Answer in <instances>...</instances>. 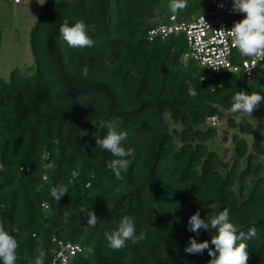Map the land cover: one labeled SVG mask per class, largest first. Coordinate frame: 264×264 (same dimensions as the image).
<instances>
[{"label":"trees","instance_id":"trees-1","mask_svg":"<svg viewBox=\"0 0 264 264\" xmlns=\"http://www.w3.org/2000/svg\"><path fill=\"white\" fill-rule=\"evenodd\" d=\"M169 1L46 0L31 31L34 71L16 68L0 79V223L18 241L16 264H34L38 248L50 264L53 236L93 248L76 264H208L207 250L184 249L190 237L210 241L216 230L197 235L188 221L198 210L207 219L225 208L237 234L256 228L244 241L248 264H264V125L230 110L237 92L264 95V83L183 62V35L149 40V28L168 18ZM206 2L187 0L176 14L189 19ZM65 20L84 21L93 46H69L60 33ZM211 116L237 130L231 159L208 144L218 136ZM109 122L127 134L122 146L136 157L122 179L107 167L112 154L96 146L95 136L107 133L100 124ZM47 163L55 169L46 172ZM58 185L69 189L60 201L50 194ZM81 207L98 216L87 232ZM125 215L146 239L114 250L104 233Z\"/></svg>","mask_w":264,"mask_h":264},{"label":"clouds","instance_id":"clouds-1","mask_svg":"<svg viewBox=\"0 0 264 264\" xmlns=\"http://www.w3.org/2000/svg\"><path fill=\"white\" fill-rule=\"evenodd\" d=\"M223 7V4L219 5ZM187 0H170L169 8L173 14L186 9ZM232 11L238 14H244V18L240 21L234 22L231 29L222 28L216 32L223 35L225 31L233 38L232 46L237 48L239 53L245 57H253L251 61V68L249 72L256 68L260 61H264V0H233ZM207 25L204 17L201 18ZM88 26L84 21H77L73 25L65 20L60 26V33L64 40L73 48L92 47L93 40L87 35ZM248 68V63H245ZM84 76L88 75V68L85 67L82 73ZM187 93L191 97H196L198 92L195 87L189 86ZM264 102V95L257 92L249 94L241 90L232 97L231 112L234 114L244 113L252 115L253 112L260 108ZM107 127V133L102 138L95 136L96 146L102 150H106L112 154L114 159L108 162L107 167L115 174L117 179H122V173H126L135 160V153L133 149H126L122 146V142L126 140L127 134L117 132L114 125L109 122L107 124L101 123L100 127ZM131 157V159H128ZM47 170H54L56 165L54 163H47L44 165ZM47 180V175L43 177ZM39 191V188L37 189ZM69 189L66 185H58L51 189V196L57 201L66 194ZM41 207L47 208V203H42ZM80 212L88 217V228H95L98 223V216L94 210H88L81 207ZM68 213H65V222H67ZM188 230L199 235L200 230L213 229L216 230V235L212 239L198 242L195 237H190L188 246L184 251L188 254L202 255L207 250L211 259L208 264H248L250 254L247 251L248 245L244 241L256 236V228L253 226L249 229L247 235L244 232H239L232 222H230L229 211L227 208L220 211L209 218H202L198 210L193 214L188 221ZM13 231H18L13 229ZM109 247L114 250H120L126 246L127 241L138 243L146 239V233L140 232L137 235L136 225L133 217L122 216L118 221V228L113 232L104 233ZM214 246L211 247V246ZM19 247L18 241L14 235L6 231L3 223H0V261L3 264H16L18 259L17 249ZM39 255L35 257L34 264H44V256L46 253L42 248H38ZM82 252L91 253L92 247L80 249Z\"/></svg>","mask_w":264,"mask_h":264},{"label":"built area","instance_id":"built-area-1","mask_svg":"<svg viewBox=\"0 0 264 264\" xmlns=\"http://www.w3.org/2000/svg\"><path fill=\"white\" fill-rule=\"evenodd\" d=\"M232 7L233 0H207L206 7L189 19H179L177 14L171 12L166 20H160L149 28L148 38L154 40L158 37L183 35L187 47L182 54L183 62L195 61L198 65L214 71L239 73L248 82L264 83V61L258 62L256 68L249 72L254 58L242 56L232 46L233 38L227 31L223 35L216 32L222 28L231 29L234 22L244 18V14L234 13ZM202 17L208 25L202 21ZM246 62L248 68L245 67ZM209 122L213 126H219L217 116L209 117ZM3 168V163H0V172ZM20 169L24 170V166ZM47 205L49 207L48 203ZM52 241L54 247L50 264H76L75 258L82 249L80 244L56 236H53Z\"/></svg>","mask_w":264,"mask_h":264},{"label":"rangeland","instance_id":"rangeland-1","mask_svg":"<svg viewBox=\"0 0 264 264\" xmlns=\"http://www.w3.org/2000/svg\"><path fill=\"white\" fill-rule=\"evenodd\" d=\"M45 2L46 0H20L19 2L0 0V79L9 81L16 68L25 73L34 71L35 59L31 49V31ZM206 5L207 2L204 3L203 9ZM167 12L171 13L170 8ZM243 116L250 119L255 127L261 123L264 125V108L255 110L252 115L242 113L237 120ZM218 125V136L208 141V144L210 148L217 149L221 154L228 149L226 156L231 159L232 139L237 130L229 126L227 118H219ZM245 136L251 144L252 134ZM260 161L264 166V154L260 157Z\"/></svg>","mask_w":264,"mask_h":264}]
</instances>
